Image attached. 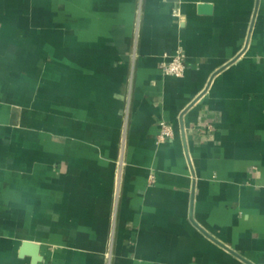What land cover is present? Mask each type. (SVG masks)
<instances>
[{
    "label": "crops",
    "instance_id": "obj_1",
    "mask_svg": "<svg viewBox=\"0 0 264 264\" xmlns=\"http://www.w3.org/2000/svg\"><path fill=\"white\" fill-rule=\"evenodd\" d=\"M25 240L38 264H264V0H0V264H33Z\"/></svg>",
    "mask_w": 264,
    "mask_h": 264
},
{
    "label": "built area",
    "instance_id": "obj_2",
    "mask_svg": "<svg viewBox=\"0 0 264 264\" xmlns=\"http://www.w3.org/2000/svg\"><path fill=\"white\" fill-rule=\"evenodd\" d=\"M160 68L165 75H173V76H183L185 74L186 62H185V51L183 48H178L171 56L165 57L160 62ZM126 114H128V106L126 109ZM127 118V117H126ZM174 136V128L173 125L162 119L159 122V132L156 136L157 144H162L173 138ZM124 140V139H123ZM124 152L125 148L121 149V155L118 159V177H117V196H118V188L120 184V178L122 174V168L124 165Z\"/></svg>",
    "mask_w": 264,
    "mask_h": 264
},
{
    "label": "water",
    "instance_id": "obj_3",
    "mask_svg": "<svg viewBox=\"0 0 264 264\" xmlns=\"http://www.w3.org/2000/svg\"><path fill=\"white\" fill-rule=\"evenodd\" d=\"M199 11L203 13H212L213 12V4L210 2H201L199 5ZM41 246L36 241L25 240L20 249V255L24 256L26 254H30L33 258V264H38L43 257L41 255Z\"/></svg>",
    "mask_w": 264,
    "mask_h": 264
}]
</instances>
